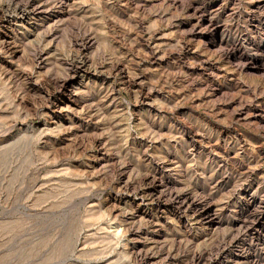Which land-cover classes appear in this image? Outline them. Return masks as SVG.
<instances>
[{
  "label": "rangeland",
  "instance_id": "374dc122",
  "mask_svg": "<svg viewBox=\"0 0 264 264\" xmlns=\"http://www.w3.org/2000/svg\"><path fill=\"white\" fill-rule=\"evenodd\" d=\"M0 264H264V0H0Z\"/></svg>",
  "mask_w": 264,
  "mask_h": 264
},
{
  "label": "bare ground",
  "instance_id": "6f19581e",
  "mask_svg": "<svg viewBox=\"0 0 264 264\" xmlns=\"http://www.w3.org/2000/svg\"><path fill=\"white\" fill-rule=\"evenodd\" d=\"M214 42V41H213Z\"/></svg>",
  "mask_w": 264,
  "mask_h": 264
}]
</instances>
